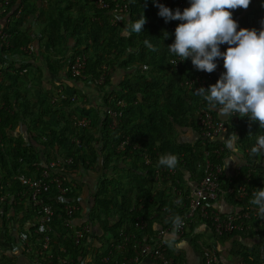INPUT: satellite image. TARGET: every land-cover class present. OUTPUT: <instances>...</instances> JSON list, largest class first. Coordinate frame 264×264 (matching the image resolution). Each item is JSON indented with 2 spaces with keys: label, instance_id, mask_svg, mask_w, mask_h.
<instances>
[{
  "label": "trees",
  "instance_id": "obj_1",
  "mask_svg": "<svg viewBox=\"0 0 264 264\" xmlns=\"http://www.w3.org/2000/svg\"><path fill=\"white\" fill-rule=\"evenodd\" d=\"M37 1L38 5L41 3V8L36 0L31 3L25 1L30 3L29 12H33L34 18L38 19L37 29H33L32 23L22 25L21 28L14 23L10 26L14 39L9 48H4L0 44V107L3 106L0 109V134L3 137L0 143V196L7 193L16 195L17 192L26 191L27 188L22 183L29 179L31 174L39 177L51 162L57 161L58 157L72 158L74 164L71 167L60 164L57 174L66 173L72 176L79 174L81 170L96 169L97 166L96 171H93L99 175L98 185L91 191L88 214L93 223L103 225L104 240L108 241L111 235L118 237L119 230L124 224L134 223L135 216L130 213V208L136 192L141 195L138 202L147 201L139 215L151 225L153 222L150 218L155 212L158 214L155 218L156 223L164 218L160 214L165 215L166 212H170L171 217L186 214V211L177 207L172 199L161 198L160 202L155 200L159 208L149 202L153 198V191L157 190L153 183L154 177L158 170L165 169L157 166L158 158L171 152L179 156V166L184 160L188 164L191 162L193 169L194 163L203 158L205 152L211 153L212 161L222 164V159L230 154V149L224 142L225 148L220 151L224 135L218 139L221 142L210 141L203 146L200 142L184 141L177 131V126L183 127L181 120L188 126L191 125L190 118L186 120L187 113L192 117L199 107L208 110L216 118L219 115L196 92H188L185 85H182L185 81H191L200 75L192 65L191 59L178 69L170 62V58L175 55L170 54L167 47L174 42L175 28L181 22L173 20L165 23L155 6L158 0H155V3L154 0H117L118 3H130V19L117 26L111 22L113 17L111 9L98 8L96 3L98 0ZM105 1L108 4L112 3V0ZM160 1V4L172 9L173 12L177 8L182 12L184 8L190 7L189 0ZM9 14L15 16L11 9ZM235 14L238 17L244 16L246 28L259 31L261 22L264 21V0L259 2L251 0L248 9L235 11ZM141 15L146 18L143 32L136 34L128 30V33H123L120 26L127 28L128 22L137 20ZM165 32L168 34L167 39L164 38ZM145 40L157 50L151 51L146 47ZM68 50L73 53L70 57H64V60L60 58L64 63H59V59L56 61V57L66 54ZM76 57H80L85 65L82 77L74 75L71 69L76 63ZM42 61L47 63V68L52 76H55L56 83L60 82L57 76L62 68L67 66V77L70 81L86 86L89 84L92 88L97 87L106 92L109 91V85H113L114 71L121 70L127 75L119 87L112 86L113 92L105 95L107 103L110 95L117 97L113 100L116 104L118 100L124 103V119L120 121L117 129H111L112 120L108 115L103 119L96 115L91 116L92 118L96 116L92 127L77 128L74 116L80 117L78 120L88 117L87 114L79 113L76 108L71 111L69 102L52 106L50 100L55 92L51 93V90L41 92L40 97L30 100L29 91L34 88L36 80H42L44 77L43 69L40 67ZM223 72L213 74L208 86L215 84ZM201 77L206 78V75L203 74ZM52 88L51 85L50 89ZM80 95L79 103L86 104L84 103L86 92L81 91ZM34 105L36 107L33 110L31 106ZM111 107L117 109L115 104ZM182 114L184 118L181 117ZM22 124L27 126L26 135L20 134ZM226 126L231 129L230 133H235L240 139L235 146L238 154L242 156L239 163L242 166L233 179H225L224 176L221 185L234 189L242 185L247 186V199L236 206L237 213L242 214L250 212L252 208L256 210L255 206L249 204V200L255 189L264 188V157H254L250 154L256 137L264 134V129H259L256 124L249 127L248 119L239 117L238 114L227 118ZM191 127L196 130L194 122ZM126 137L130 138V145L120 155L116 152L115 145H119ZM72 140L80 141V144L72 143ZM135 146L138 147L135 149ZM215 151L222 154V159H216ZM147 158L150 159V164H147ZM55 170L53 169V172ZM197 171L194 169L192 172L197 174ZM179 178L183 180L181 173H177L172 180L180 181ZM149 184L154 186L149 189L147 187ZM69 197L79 198L77 193L70 194ZM190 198L191 193H186L183 201L187 204ZM10 199L11 197H8L7 200ZM229 199L231 203L236 204L232 197ZM26 202L17 206L12 202H4L3 209L0 208L2 234L0 264H21L17 257H14L13 251L19 249L23 237L29 242L37 241V237L33 235V228L28 227L34 223L32 217L36 214L32 212L30 206H26ZM164 207L166 212L162 213L161 209ZM17 213H22L23 218L15 216ZM80 216L81 213L78 214V217ZM257 227L259 228L258 223H254L249 238L257 236L258 233L255 231ZM260 230L264 237V227ZM16 235L17 237L13 238ZM213 235L216 240L246 239V232H236L222 237L213 232ZM194 242L196 243L195 239ZM62 243L68 247L71 254L77 253L78 250L71 247L68 242ZM170 244L172 245L169 255L187 264L184 254L176 250L173 242ZM237 252L244 264H264L263 250L260 251L257 247L249 249L244 244ZM51 253L57 257L56 245L54 251H48L47 257ZM22 254L23 259L30 264L49 262L39 257L40 245L34 247L33 254L25 252ZM57 262L58 260L54 261ZM223 262L229 264L226 258Z\"/></svg>",
  "mask_w": 264,
  "mask_h": 264
},
{
  "label": "built area",
  "instance_id": "obj_2",
  "mask_svg": "<svg viewBox=\"0 0 264 264\" xmlns=\"http://www.w3.org/2000/svg\"><path fill=\"white\" fill-rule=\"evenodd\" d=\"M18 1L0 0V44L4 48H9L13 34L7 31L6 23H1V20L11 15L9 9L15 13L16 20L22 18L24 8L21 5L19 6ZM159 2L161 1L159 0ZM100 6L109 8V4H105L103 1H100ZM117 8L119 12L128 11L127 5L123 7L118 5ZM227 47L226 44L221 45L220 50L224 52ZM24 50L27 51L26 48ZM75 59L76 63L71 68L72 72L74 75L82 77L85 65L81 62L80 57ZM215 62L217 63V69L213 73L199 71L200 75L182 84L185 85L188 92L195 93L196 89L200 87L208 88V83L212 80L213 74L220 73L224 69L222 59H217ZM185 63L186 61L181 62L179 57L171 59V64L176 69L181 68ZM203 74L206 75V78L201 77ZM70 100L73 101L74 99H71L65 88L60 86L57 94L52 96L50 101L51 104L55 105ZM116 107L117 109H107L109 116L114 119V127L117 126L119 119L123 117L124 103L118 101ZM2 108L3 106L0 107V109ZM196 119L205 140L214 141L226 131L225 124L222 121L215 120L211 113L203 107L197 109ZM82 124L83 126H89L91 121H80L79 125ZM2 141L3 137L0 134V143ZM77 144H79V141H77ZM128 145H130V139L126 137L119 143L118 153L125 152ZM137 147L135 146V149ZM209 156L210 153L207 152L205 160L199 165L203 177L195 183L196 187L191 193V198L187 204L183 201L186 192L180 187V181L176 180L174 182L172 180L178 173L176 169L158 170L154 177V183L156 187L163 191L162 194L167 192L174 204L186 211V214L180 216L182 225L178 230L174 229L171 223V214L166 212L165 207L161 210L162 213L166 212V214H160L164 218L159 223L155 222V218L158 217L156 212L150 218L153 222L152 225L143 216L139 215L147 201L140 200L139 203L138 198L141 195L136 192L132 208H130V213L135 216L134 223L124 224V227L119 230L118 237L111 235V238L108 241L105 239L104 242L97 239L96 223L89 219L90 206L85 207L83 211L82 198L72 199L69 197L70 194L76 193L75 190L79 187L80 180L75 179L76 174L72 176L66 173H63V175L61 173L57 174L60 164L71 167L74 164L73 159L58 157L57 161L51 162L39 177H30L22 183L27 188L26 191L17 192L16 195L7 193L5 196H0L1 209H3L4 202H12L14 206H17L27 201L26 206H30L32 212L36 214L32 217L34 224H30V227L33 228V235L37 237V241L29 242L23 237L24 240L22 239L21 246L13 252L33 254L34 247L40 245L39 257H43V261L49 260L48 264H113V262L114 264H147L148 262L153 264H183L177 257L169 255L170 245H172L170 243L173 242L177 248V242L184 241L190 232L194 233L196 231L195 227L206 224L211 227L216 235L223 236L234 232H249L252 228L250 221L262 225L264 219L253 208L250 212L237 214V216L227 215L223 212L222 201L227 199L230 201L229 197H232L234 202L241 203L247 199L248 194L245 185L239 186L237 189L222 187L223 169L219 164L214 163ZM146 161L147 164H150L149 158ZM53 169H56L55 172H53ZM8 197H11V199L7 200ZM152 197L149 202L159 208L154 193ZM80 213L81 216L78 217ZM16 215L23 218L22 213ZM17 220H19L18 217ZM64 241L77 249V253L71 254L68 247L62 243ZM54 245L57 246V257H54V253L49 254L47 257L49 250L54 251ZM195 246L202 251L200 264H224L222 250L218 246H206L202 241H197ZM176 250L184 254L179 249ZM55 260H58V262L54 263Z\"/></svg>",
  "mask_w": 264,
  "mask_h": 264
},
{
  "label": "clouds",
  "instance_id": "obj_3",
  "mask_svg": "<svg viewBox=\"0 0 264 264\" xmlns=\"http://www.w3.org/2000/svg\"><path fill=\"white\" fill-rule=\"evenodd\" d=\"M25 1L31 3V1L33 0L18 1L19 6L21 5L24 8L23 10L24 13L20 20H16L14 15L13 16L8 15L2 18L1 20V23L2 22L6 23L7 31L10 32L11 34H13V32H11L10 26L13 25L14 23H16L17 25H19L20 23H24L26 21V17H28V15L26 16V13L29 14L30 3H25ZM100 1H103L105 4L108 3L105 0H98L96 2L97 7L100 9H105V10L111 9L113 16L111 22L114 26L121 25L126 20L130 19V3L128 2L118 3L117 0H112V3L109 4V8H104L100 6ZM256 1L259 2L261 0H256ZM36 3L38 5L37 0ZM159 3L160 2L158 0V3H155V6L159 9L158 15L164 19L165 23H168L169 21H173V20L181 22L175 28L174 42L167 47L170 54L175 55V57H179L181 62L191 59V63L196 70L203 71L209 74L213 73L217 69V63L215 61L217 59L223 60L222 67L224 68L223 69L224 72L220 75L217 82L213 85H209L207 89L203 87L196 89V94L202 97L203 101H205L206 104L211 109L218 112L219 115L217 118L211 114L214 117V119L217 121H222L225 124L226 131L222 133V135H224L222 145L225 142L226 146L230 149V154L224 159H222L221 158L222 154H220L219 151H215L216 154L218 152L216 159L217 160L222 159V164L213 161L214 163H217L222 167L223 169V175L221 177L222 179L224 176H226L225 163H227L228 160H236L237 158L239 163L242 160V156L238 154V149L235 146L237 141L240 139L235 133L233 132L230 133L231 129H228L226 126L227 118L237 116L238 114L239 117H246L248 119L249 127H251L252 124H256L258 125L259 129H264V21L261 22L262 26L259 31L256 29L249 30L248 28L245 27L243 20L244 16L238 17V15L235 14V11H238L237 9H239V11L242 9L245 10L248 9V7L251 4V0H189L188 5H190V7L184 8L182 12L179 8H177L173 12L172 9ZM40 5L38 6L40 7ZM118 5L122 7L124 5H127L128 11L119 12L117 8ZM252 10L256 11L255 9ZM240 21H242L243 28L239 27L238 23H240ZM30 23H32V21H30ZM145 23H146V18L143 15H141L137 20L128 22L127 28L126 26L125 27L120 26V28L122 29L123 33H128L129 30L130 32L139 34L143 32ZM164 38L165 39L168 38V34L166 32L164 33ZM13 39H14V34H13ZM144 44L151 51L157 50L148 40H145ZM224 44L228 45V47L226 51L222 52L220 50V46ZM172 58H170V62ZM173 63H175V61H173ZM70 82L74 83L76 90L73 93H69V96L70 95L74 96L77 94L80 95L81 91H85L86 94L89 93L87 92L88 88L86 87L85 84H83L82 87H79L78 83L74 81H70ZM64 88L65 91L67 92L68 91L67 88L66 87ZM92 90L94 89L92 88ZM96 90H100V89L97 88ZM103 92H105L108 95L111 94L110 91L107 92L103 91ZM56 94L57 92L54 95ZM106 94H101V101L103 100V97H105ZM110 96L108 103L104 99L103 100L104 102H102L100 106L97 107L98 109H96V116H98L99 119H103L106 115H108V117L112 120L110 125L111 129L115 130L117 129L120 121L124 119V114L123 117L119 119L117 126L114 127L113 125L114 119L111 116H109V114L107 113V109L113 108L111 107V105L113 104L117 105L113 101L117 99V97H110ZM87 99H89V96H86L84 100ZM74 101L76 100L69 101L70 103L69 106L71 107V111H73V109L76 106H78L77 105L78 103H75ZM51 105L55 106L53 104ZM69 110L70 108L68 109V111ZM187 114H188L187 116L188 118H186V120L190 118L189 124L192 125L193 122L196 124L198 141L195 142H200L203 146H205L207 142L212 141V140H205L203 138L201 128L196 119V111L194 112V116L192 117L189 115V113ZM220 116L226 117V123H225V119L221 118ZM77 118L80 117L74 116V119H76L75 126L80 129L84 127L85 128L92 127L94 123L93 119L96 117L94 118L82 117L81 119L78 120ZM80 121H91V124L89 126H83V124L79 125ZM227 134H229L228 137ZM250 134L251 131H249L248 135ZM221 136L216 138L214 141L216 143L221 142L218 141V139ZM73 142H76L77 144V140H72V143ZM115 147L117 150L118 145L117 146L115 145ZM224 148L225 147L223 145L220 151H223ZM116 152L118 153V151ZM123 153H118V154L121 155ZM206 153L207 152L204 153L203 158L198 159L194 163L193 169L191 166V162L190 164H188L184 160H182V163L179 166L180 163L179 156L171 152L162 154L158 158L157 166L166 168L168 170L176 169L178 173L180 171V167H185L188 170H190L189 172L192 174L193 178L196 179V183H197L203 177L199 165L202 164L203 161L205 160ZM250 154L254 157H264V134L258 135L256 137V143L253 147H251ZM209 158L211 159V153ZM238 166H239L238 169L240 170V167L242 165L238 164ZM194 169L196 171L198 170L199 173L198 171L197 174L195 172L193 173L192 171ZM233 178L234 177H227V176L225 177V179H233ZM246 191H247V186H246ZM241 203H236L235 206H238ZM249 204L255 206L258 215L264 218V188L255 189V191L252 193V198L249 200ZM237 214H241V213L236 212L233 215L237 216ZM252 222L256 223L255 221L249 222L250 225H252V228L249 230V232L254 228V223ZM171 223L173 224L174 229L178 230L179 227L182 225V219L180 216L176 215L172 217ZM258 226L259 227L264 226V220H263V224ZM255 231L259 234L263 233L258 227L255 228ZM249 232L248 231L246 232V237L247 236L250 237ZM219 237H222V235ZM198 240H196V242ZM194 244L196 243L194 242Z\"/></svg>",
  "mask_w": 264,
  "mask_h": 264
},
{
  "label": "crops",
  "instance_id": "obj_4",
  "mask_svg": "<svg viewBox=\"0 0 264 264\" xmlns=\"http://www.w3.org/2000/svg\"><path fill=\"white\" fill-rule=\"evenodd\" d=\"M27 15L28 14L26 13V16ZM27 20L28 19L26 18V21L24 23H20L19 27L21 28V26L22 25L25 26V24L27 26L28 25ZM31 21H32V24L34 27L33 29L36 30L37 29L36 24L38 25V19L33 18ZM72 53H73L72 51L68 50L66 52V54H64V55L61 54L59 57H56V61H57V59H59L58 60L59 63L60 62L64 63V61H61L60 58L62 60H64V57H70L72 55ZM65 60H66V58H65ZM40 65L39 66L42 67V69H43L44 77L42 80H40V79L36 80L34 88L31 91H29L28 96H29L30 100H33L34 97H37V98L40 97L41 92L44 93L47 90H51V93L52 92L56 93L58 90V87L60 85L66 87L67 90L71 93H73L76 90L75 88L72 87V84L67 77V66L62 68V71L57 76V79L60 80V82L56 83L55 79H54L55 76H52L50 70L47 68L48 67L47 63L45 61H42V63ZM112 77H113V85L116 87L117 85L119 86L121 84V82L123 81V79L125 77H128V76L125 75L121 70H116L113 72ZM168 81H169V78L167 77L166 82H168ZM51 85L53 86L52 89H50ZM78 86L81 87L82 83H78ZM86 87L89 88V86H86ZM90 89L92 90L91 87H90ZM31 93H32V95H30ZM97 94H99L100 97H98V95L93 96V97L90 95V97H89L90 102L87 99V100H84V103H86V104H81V103L77 104L78 106L75 107L77 109V111L79 113L81 111L84 114L87 113L89 115L90 114L89 112H91V109H92V105H97L95 99L98 100L99 102L101 101V94L100 93H97ZM83 105H88V108L87 109L83 108ZM31 107L34 110L36 105L31 106ZM96 109H98V108L96 107ZM86 110H89V112H87ZM94 114H96V111L94 112ZM183 116H184V114L181 115L182 118H183ZM221 118L226 119V117H221ZM170 120H171V118H170ZM181 122H182L181 124L183 125V127L180 128L177 126V131L181 135L180 138L186 142L198 141L197 129L195 130L194 128L191 127V125L188 126V124L186 122H183V120H181ZM20 134L21 135L27 134V126L26 125L22 124V126L20 127ZM238 164H239V161L237 158H236V160H228V162L225 163V174L227 177H234L235 176L236 172L239 170ZM96 169H97V166H96ZM96 169L91 168V169L86 170V171L81 170L80 174L78 175V173H77L75 176V179L80 180V184L78 183L79 187H78V189H76L77 190L76 193L79 196V199L82 198L81 202L83 204V207H82L83 211H84L85 207H87L89 202L91 201L90 200L91 191L95 190L97 185H98L99 175H98V173L94 172V171H96ZM189 171L190 170H188L185 167H180V171H179V173L182 174V179H183V180H181L179 178L180 179V187L186 193H192L196 187V185H195L196 179L193 178L192 174ZM30 177L33 178V177H35V175L31 174ZM153 183H154V181H153ZM153 186L154 185L149 184V186H147V187L150 189ZM152 191H153V189H152ZM162 192L163 191L158 187H157L156 191H153L156 201L160 202L161 198L162 199L167 198V200L172 199L171 196L168 195L167 192H164V194H162ZM166 193H167V197H165ZM222 210L227 215L235 214L237 212V208H236L235 204L228 201V199L222 201ZM28 227H30V226L28 225ZM262 227H264V226H262ZM262 227H259V229ZM103 228H104L103 225H98V224L95 225V232H96V235L98 236L97 239L101 242H102V240H104V235H105ZM195 229H196V231H194V233L190 232L191 234L189 233L186 236V239H184V241L177 242V248L176 249H179L180 251L184 252V257H186V259H187V264H200L201 251H200L199 247L195 246L194 239L195 240L199 239L198 241H202L204 244H206V246H209V244H211L213 246L214 245L218 246L222 250L223 260H225V258H226L227 260H229V262H228L229 264L230 263L231 264H244V261L240 258V255H238V252H237V251H240V247H243L244 244L249 249L252 247H254V248L257 247L258 250H260V251L263 250V255H264V237L262 236V234L258 233L257 236H255L253 238H249V236H247L245 240H243L241 238L221 240L222 239L221 238L217 241L216 237L213 235V232H212L209 225H206V224L203 225L202 224L200 227H195ZM196 234H198V235H196ZM1 235L2 234H0V236ZM14 237H17V235L13 236V238ZM90 252L92 254H94L92 250H90ZM13 255H14V257H17V260H19V263L30 264L27 260L23 259V255L20 252H13ZM147 264H153V263L148 262Z\"/></svg>",
  "mask_w": 264,
  "mask_h": 264
},
{
  "label": "rangeland",
  "instance_id": "obj_5",
  "mask_svg": "<svg viewBox=\"0 0 264 264\" xmlns=\"http://www.w3.org/2000/svg\"><path fill=\"white\" fill-rule=\"evenodd\" d=\"M32 13H33V12H29L28 17H26V18L28 19V20H27V24H29L30 21L35 17V15L32 14ZM238 24H239V27H240V28H243L242 21H240V23H238ZM71 84H72V87L75 88L74 83L71 82ZM82 86H83V84H82ZM82 86H81V87H82ZM87 86H89V84H87ZM90 87H91V86H89V88L87 89V92H89V93H88L87 95H85V96H89V97H90V95H91V96L93 97V96L98 95V97H100L99 94H97V93H99V92H100V94H106V93L103 92L102 90H96L97 87H93L94 90H91ZM116 87H119V86L117 85ZM116 87H115V88H116ZM113 90H114V87L110 86L109 91H110V92H113ZM33 93H34V92H33ZM66 93L69 95V93H71V92L68 91V92H66ZM30 95H32V93H31ZM107 95H108V94H107ZM70 98L76 100V101L78 102V104H79L80 95H78V94H77V95H74V96H71V95H70ZM104 99H105V97H103V100H104ZM103 100L99 102L98 100L95 99L97 105H92L91 112H89V110H86L87 112L90 113L89 115L86 113L87 116H88L89 118H92L91 116L96 115V114H94V112L96 111L95 109H96V107H99L100 104H101L102 102H104ZM88 101L90 102V99H88ZM83 108L87 109V108H88V105H83ZM80 112H81V111H80ZM95 117H96V116H95ZM103 242H104V240H103ZM252 248H254V247H252Z\"/></svg>",
  "mask_w": 264,
  "mask_h": 264
}]
</instances>
